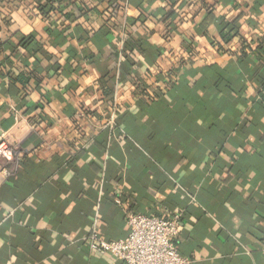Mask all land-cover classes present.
Returning <instances> with one entry per match:
<instances>
[{"label":"crops","instance_id":"crops-1","mask_svg":"<svg viewBox=\"0 0 264 264\" xmlns=\"http://www.w3.org/2000/svg\"><path fill=\"white\" fill-rule=\"evenodd\" d=\"M38 1L0 0V264H124L87 238L128 211H181L190 264H264V0Z\"/></svg>","mask_w":264,"mask_h":264},{"label":"built area","instance_id":"built-area-1","mask_svg":"<svg viewBox=\"0 0 264 264\" xmlns=\"http://www.w3.org/2000/svg\"><path fill=\"white\" fill-rule=\"evenodd\" d=\"M2 149H9L3 146ZM121 203L120 196L115 198ZM183 214L173 211L160 216L128 211L126 220L130 232L126 237L108 240L93 229L87 243L97 254H111L124 264H190L178 248Z\"/></svg>","mask_w":264,"mask_h":264},{"label":"trees","instance_id":"trees-1","mask_svg":"<svg viewBox=\"0 0 264 264\" xmlns=\"http://www.w3.org/2000/svg\"><path fill=\"white\" fill-rule=\"evenodd\" d=\"M43 1L44 0L38 1V8L41 10L43 15H45L47 18H50V16L53 14V11L56 9V3L58 4V2L61 0H45V2H43ZM89 10H91V9H89L88 7L81 8L82 14L86 13V11L88 12ZM83 11H84V13H83ZM65 15L68 16L67 13ZM49 25H50V27L46 28V31L48 33H52V34L56 33L57 34V33L63 32V31L58 30V28L54 22L50 21ZM236 29H237V27L235 24H224L222 30L220 31V36L223 39V41L227 42V43H231V41L238 34L237 32H234ZM28 38L26 37L25 39H23L21 43L24 45L26 40H27V42L32 43V40H34L33 37H28ZM127 44L132 49L135 47H139V48L141 47L142 48V43L139 40L138 41H128ZM260 45L261 44H259V46ZM2 46H3V44H0V48H2ZM246 46H248V44L246 43V41H243V47L240 49L242 57H244L246 55V53L244 51ZM143 90H144V88H143Z\"/></svg>","mask_w":264,"mask_h":264}]
</instances>
